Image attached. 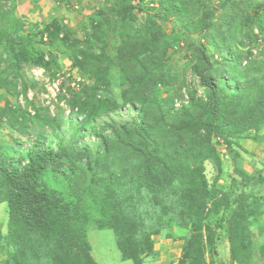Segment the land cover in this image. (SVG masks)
Masks as SVG:
<instances>
[{"label":"rangeland","instance_id":"374dc122","mask_svg":"<svg viewBox=\"0 0 264 264\" xmlns=\"http://www.w3.org/2000/svg\"><path fill=\"white\" fill-rule=\"evenodd\" d=\"M220 1L0 0V264L16 250L3 176L41 160L38 183L78 212L94 264H230L238 200L248 237L234 264H264V0ZM206 82L223 94L222 137L209 140ZM179 170L201 173L211 199L195 178H163ZM105 196L133 259L107 229Z\"/></svg>","mask_w":264,"mask_h":264},{"label":"trees","instance_id":"16d2710c","mask_svg":"<svg viewBox=\"0 0 264 264\" xmlns=\"http://www.w3.org/2000/svg\"><path fill=\"white\" fill-rule=\"evenodd\" d=\"M232 1H220L219 8L221 10L225 9ZM214 18V12L208 13L207 23L212 22ZM207 23L206 26L209 27V23ZM7 39L8 34L3 35L1 33L0 44ZM80 53L84 59L89 57L95 59L92 54ZM205 85L208 88L207 107L210 113V121L206 129L208 140L211 136L221 138L222 133L219 126H217L219 122L217 105L219 106L223 94L217 92L211 82H206ZM45 121L53 124V120L49 116H45ZM244 139L246 138L244 137ZM226 144L230 146L231 142L226 141ZM209 152L211 153H209L206 160L216 168L217 155L215 149L210 146ZM43 165L41 160L38 163L31 164L22 172L8 173L3 176L6 193L4 201L8 203L9 212L6 236L11 245L16 248L11 258L12 264H26V248L31 254L30 259H33L34 263L37 264H46L50 259L56 260V264H59V262H63L62 264L84 262L85 259L91 262L92 260L88 254L90 246L85 238L86 226L81 222L78 212L38 183V176ZM146 167L148 169L147 182L142 184L141 188L150 191L153 190L156 180H159V175L152 173L150 161L147 162ZM186 172L185 170L166 171V176H163V178L181 183L185 177H188L189 182L197 181L201 186H206L204 185V179L201 182L196 178L197 176L202 178L201 173L197 175L196 170H192L190 173ZM259 180L264 182V178L260 177ZM203 193L205 198L211 199V191L207 190L206 187ZM100 201L102 209L105 210L102 211L103 215H107L109 221L107 229L114 232L118 250L124 257L126 256V260L133 259L128 251L131 247L123 242L122 237L126 235L127 229L123 227L124 225L117 218L119 207L114 202H109V196L102 197ZM211 207L213 211H217L219 204L213 202ZM243 207V200H238L237 206L231 210L224 228L229 243L230 264H234L235 260V242L238 240L243 246L247 247L244 244V238L248 236L245 235L239 223V216L243 211ZM27 242H29V245ZM92 263L94 264L93 261ZM3 264H9V262L5 261Z\"/></svg>","mask_w":264,"mask_h":264},{"label":"built area","instance_id":"2783aa9c","mask_svg":"<svg viewBox=\"0 0 264 264\" xmlns=\"http://www.w3.org/2000/svg\"><path fill=\"white\" fill-rule=\"evenodd\" d=\"M58 1H63V0H58ZM64 23H65V22H64ZM47 40H48L47 35H46V34L43 35V37H42V41H43V42H47ZM80 82H81V78H75V80L72 82V86L77 87V86L79 85Z\"/></svg>","mask_w":264,"mask_h":264}]
</instances>
